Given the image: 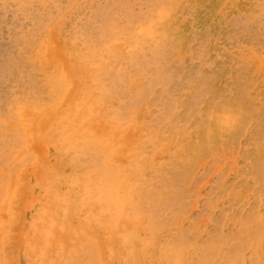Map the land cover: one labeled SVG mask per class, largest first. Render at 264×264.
<instances>
[{
  "label": "rangeland",
  "instance_id": "374dc122",
  "mask_svg": "<svg viewBox=\"0 0 264 264\" xmlns=\"http://www.w3.org/2000/svg\"><path fill=\"white\" fill-rule=\"evenodd\" d=\"M0 264H264V0H0Z\"/></svg>",
  "mask_w": 264,
  "mask_h": 264
}]
</instances>
